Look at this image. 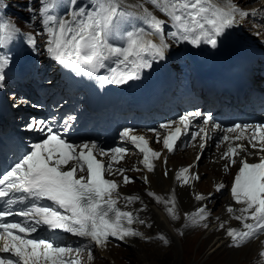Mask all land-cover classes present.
Returning <instances> with one entry per match:
<instances>
[{
    "label": "snow or ice",
    "instance_id": "snow-or-ice-1",
    "mask_svg": "<svg viewBox=\"0 0 264 264\" xmlns=\"http://www.w3.org/2000/svg\"><path fill=\"white\" fill-rule=\"evenodd\" d=\"M37 2L38 8L26 7L32 14L31 20L38 21L43 31L35 35L23 34L24 44L32 52H38L36 36H46L42 54L77 77L95 80L101 88L140 80L143 71L167 58L169 41L176 45L197 48L208 45L216 49L228 30L257 15V10L245 11L234 0ZM146 5H151V10ZM155 12L166 19L159 18ZM21 34L18 26L0 16V89L5 88L11 48ZM102 70L106 74L101 75ZM12 100L13 108L29 103L15 94ZM31 106L42 107L39 104ZM201 115L199 111L189 112L176 121L161 124L160 128L171 129L162 141L158 131H149L156 137V143L162 142L163 148L173 153L191 121ZM76 119L75 115H68L62 121L55 117L29 116L23 124L25 131L39 133L43 139L28 144L0 176V254H7L0 255V264H83L85 254L87 264H93L94 249L103 251L112 240L147 242L153 239L135 227L153 226L140 215L148 206L139 195L120 192L123 185L135 182L126 173L141 169L119 166L128 154L124 147L105 149L95 141L65 139ZM210 131L224 133L217 143V148L226 145L219 156L223 172L227 174L233 165L238 166L230 195L239 207L229 205L225 211L230 220L239 222V226L227 227L228 221L223 220L216 225V230L224 231L230 241L229 247L239 249L264 236V125L236 123L225 128L214 122L211 113L203 115V126L199 132L191 133L193 141L199 137L201 153L211 139ZM119 135L122 141L130 142L138 150L143 170L154 172V162L161 159L162 153L150 147L149 138L135 134L132 128L123 129ZM245 140L254 152H249L243 143ZM251 156H258V162L250 163ZM200 159L198 154L196 161ZM196 166L194 163L176 172L175 180L180 187H194L200 180V175L193 171ZM141 179L144 184H150L147 175ZM224 188L223 182L214 185L217 193ZM145 194L163 206L168 220L181 219L175 191L167 196L151 190ZM211 197L212 193L207 196L194 194L198 204ZM137 204L140 207L132 209L131 206ZM210 215L206 205L199 206L184 214L183 227L207 229ZM69 236L75 238L71 243L67 239ZM154 239L165 246L170 243L163 232L157 233ZM260 244L264 246V240H260ZM259 256L264 258V247Z\"/></svg>",
    "mask_w": 264,
    "mask_h": 264
},
{
    "label": "bare ground",
    "instance_id": "bare-ground-1",
    "mask_svg": "<svg viewBox=\"0 0 264 264\" xmlns=\"http://www.w3.org/2000/svg\"><path fill=\"white\" fill-rule=\"evenodd\" d=\"M32 3V1H30ZM240 5V4H239ZM151 10V8H150ZM155 15H157L159 18L160 13L155 12ZM162 19V18H161ZM35 28L38 29L39 32L42 33V28L40 27L38 21L37 23H34L33 25ZM238 27V26H237ZM40 36H36L37 40V47L39 49L38 52L33 53L35 55V58L39 62H41L39 69H43V72L49 70L51 67L56 68L52 64L48 65V61L45 64V59L43 56H46L44 54H39L40 52H43V47L44 45L39 41ZM173 45V43H170ZM22 49L29 50L25 44H23ZM32 53V52H31ZM10 58L13 60L14 57L10 56ZM43 58V59H42ZM175 57H168L165 60V63L167 64H172L174 61ZM158 63V62H157ZM156 64V63H154ZM8 71L6 70V74ZM30 73V72H29ZM102 74V73H101ZM28 79L32 78V75L28 74ZM81 78V77H80ZM6 90V85L4 89H0V91ZM70 114L75 115V111H69ZM100 114L105 115L106 113L100 112ZM173 156H176L175 158H166L167 163L165 164L163 158L159 159L158 161L155 162L156 169L152 173L147 172V176L149 177L150 184L145 185L144 184V189L151 190L155 192L157 195L160 196H167L171 192L175 191L177 193V200H178V206L179 208V214L181 216V219L176 222H172L168 220L164 214L163 211V206L162 205H157L153 200L148 199L146 196L143 195V192L141 191H136L135 193H139V196L141 199L144 201V203L148 206V210L145 213H141L144 218H146L149 223H151L153 226L151 228L141 226V232H143L146 236L153 237V239H150L147 242H143L142 240L139 239H131L125 242V248L126 251L134 256L135 260H140V264H157V263H149L150 259H155L159 258L163 259L159 256L155 255H162L165 256L166 250L167 249H174L178 247V241L176 236L173 233L172 227L175 225L176 229H182V231H185L187 228H184V220L183 216L185 213H190L192 211H195L199 206H201L204 202H201L198 204L197 201L194 199V194L199 193V190L201 188L203 189H208L211 190L212 184H216L219 182H223L224 184L228 181V178H230L232 171L229 170L227 174L222 173L221 169L219 168H212L209 172L205 171L204 168L209 167V165L205 166L202 168L201 174L198 172L200 175V180L194 183V187H180L178 183L175 180V175L176 172L182 167L185 166V161L192 159L194 157V153L191 150H186L184 152H178L175 153ZM205 164V161L203 162ZM223 164V161H221ZM164 171L168 172L167 176H164ZM202 171H205V174H207L205 181L202 180ZM163 173V174H162ZM197 173V172H196ZM124 193L129 194L127 189H123ZM220 205H222V209L220 212L216 213L212 217V221L209 224L208 229L210 231L208 232V236L206 240H209V244L211 245L208 252L217 250L216 249V243L219 241L220 243L218 246H221L222 248H228L229 247V239L225 236L224 231L219 232L216 230V225L223 220L228 221V214L225 211L226 206H229V198L226 197L224 198L221 202ZM140 206V205H139ZM219 217V220L217 219ZM229 223V222H228ZM237 226H239V222L237 221L235 223ZM227 227H232L230 225H227ZM163 232L169 239L170 243L168 246H164L162 242L159 240L154 239L157 233ZM188 232V231H186ZM185 232V233H186ZM212 237V238H211ZM260 240H264V236H261L259 240L252 241L249 244H247L244 247H241L239 249H231L233 252L235 251H247L250 255L248 256L250 258L251 263L250 264H264V258H261L259 256V252L262 250V245L260 244ZM152 249V250H151ZM147 252V255L145 253ZM98 256H103L105 258H111L113 259L112 255L109 253L107 249L101 251L98 253ZM132 256V257H133ZM154 256V257H151ZM114 264H121L120 261L113 259ZM249 262V261H248Z\"/></svg>",
    "mask_w": 264,
    "mask_h": 264
},
{
    "label": "rangeland",
    "instance_id": "rangeland-1",
    "mask_svg": "<svg viewBox=\"0 0 264 264\" xmlns=\"http://www.w3.org/2000/svg\"><path fill=\"white\" fill-rule=\"evenodd\" d=\"M32 3H30V6L38 8V3L36 0H31ZM252 1L250 0H242L240 1V4L242 7H247L252 5ZM257 3V2H256ZM0 5L3 9V11H6L7 15H12L16 17V19H19L20 16V10L27 8L28 3L26 0H0ZM147 7L151 8L150 5H146ZM257 4L252 5V7H256ZM4 14V13H3ZM31 15L29 17L31 18ZM258 21L261 23H264V17L258 18ZM28 25H31L30 21L23 20L21 21V25L18 26L21 29L22 33H29L31 30ZM251 29H255L254 26H251ZM262 38L264 37V34H260ZM40 42L44 45V35H40ZM19 44H14L12 47H18ZM20 51H24L22 48ZM32 52V51H30ZM34 53V52H32ZM43 52L38 53L41 54ZM28 60L32 62L33 55L28 54ZM43 59V58H42ZM50 75V74H49ZM46 80H49L46 79ZM10 88H14V86H11ZM176 156H170V158H175ZM189 160L185 161V163H188ZM203 159L201 160L200 168H204L208 164L207 162L204 164ZM212 168H215L213 166H209L207 168H204L205 171L209 172ZM207 174L202 177V180L205 181ZM142 185L139 182H136L132 186L129 187V190H136L141 191ZM144 189V188H143ZM200 191H209L208 189L201 188ZM226 196H219L217 198H212V203L208 206V209L210 212H213L214 214L218 213L221 210L220 202L222 199H224ZM159 206V205H158ZM179 208H181L179 206ZM198 227H190L188 228L189 231L184 233L183 235H180L177 233V229L175 228V225L172 227L173 233L176 236L178 241V247L174 249H167L165 256H162L161 254L155 255L159 256L163 259L155 258L150 259L149 263H157V264H250L252 260L248 257L251 253H247V251H235L233 252L232 248H222L221 246H218L220 243L219 241L216 243V249L214 251L208 252L210 248L209 240H206L208 236V232L210 229L207 230H199ZM221 232V231H219ZM212 238V237H211ZM152 250V249H151ZM236 250V249H235ZM109 253L112 255L113 259H116L120 261L121 264H140V260H135L134 256L126 251L125 247H112L108 248ZM146 256L147 252L145 253ZM133 256V257H132ZM103 257V256H102ZM149 257V256H148ZM154 257V256H151ZM150 258V257H149ZM100 259V258H99ZM111 258H107L103 261H97L94 264H114V260ZM249 261V262H248ZM143 263V262H141Z\"/></svg>",
    "mask_w": 264,
    "mask_h": 264
}]
</instances>
